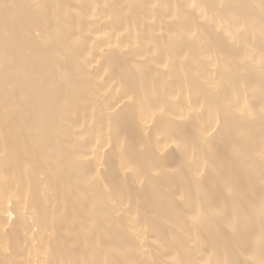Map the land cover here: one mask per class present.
Segmentation results:
<instances>
[{"label":"bare ground","instance_id":"1","mask_svg":"<svg viewBox=\"0 0 264 264\" xmlns=\"http://www.w3.org/2000/svg\"><path fill=\"white\" fill-rule=\"evenodd\" d=\"M0 264H264V0H0Z\"/></svg>","mask_w":264,"mask_h":264}]
</instances>
